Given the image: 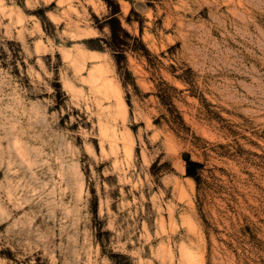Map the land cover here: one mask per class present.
I'll return each instance as SVG.
<instances>
[{
  "label": "rangeland",
  "instance_id": "obj_1",
  "mask_svg": "<svg viewBox=\"0 0 264 264\" xmlns=\"http://www.w3.org/2000/svg\"><path fill=\"white\" fill-rule=\"evenodd\" d=\"M113 2L0 0V264H264V0Z\"/></svg>",
  "mask_w": 264,
  "mask_h": 264
},
{
  "label": "trees",
  "instance_id": "obj_2",
  "mask_svg": "<svg viewBox=\"0 0 264 264\" xmlns=\"http://www.w3.org/2000/svg\"><path fill=\"white\" fill-rule=\"evenodd\" d=\"M109 6L111 8V14L107 16L105 24L110 29V46L114 48V56L119 63L121 56L123 55L124 46H129L127 39H135L133 35L122 26L119 13L120 7L118 3H114L113 0H109ZM119 48V49H115ZM203 165L201 162L191 159L186 160V176L194 179L197 183L200 179V170Z\"/></svg>",
  "mask_w": 264,
  "mask_h": 264
},
{
  "label": "water",
  "instance_id": "obj_3",
  "mask_svg": "<svg viewBox=\"0 0 264 264\" xmlns=\"http://www.w3.org/2000/svg\"><path fill=\"white\" fill-rule=\"evenodd\" d=\"M183 157H184L185 160H188V159L190 158V155H189L188 153H185V154L183 155Z\"/></svg>",
  "mask_w": 264,
  "mask_h": 264
}]
</instances>
